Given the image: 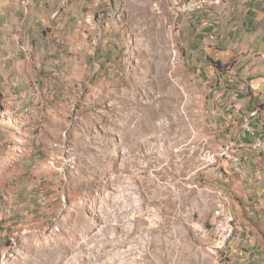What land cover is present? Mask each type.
Wrapping results in <instances>:
<instances>
[{"label": "rangeland", "instance_id": "1", "mask_svg": "<svg viewBox=\"0 0 264 264\" xmlns=\"http://www.w3.org/2000/svg\"><path fill=\"white\" fill-rule=\"evenodd\" d=\"M76 1L66 30L34 17L0 53V264H225L228 161L184 58L194 12Z\"/></svg>", "mask_w": 264, "mask_h": 264}, {"label": "crops", "instance_id": "2", "mask_svg": "<svg viewBox=\"0 0 264 264\" xmlns=\"http://www.w3.org/2000/svg\"><path fill=\"white\" fill-rule=\"evenodd\" d=\"M21 1L0 0L1 54L9 47L7 39L16 40L14 48L21 47L17 39L34 17L41 24L43 18L47 23L48 18L61 19L65 28L58 29L66 30L72 25L69 15L78 16L74 6L80 3L29 0L25 9ZM181 25L184 58L200 88H206L207 117L224 136V144L233 142L242 159L240 166L223 164L215 182L235 219L225 264H264V147H252L256 138H264V0H227L223 7L186 16ZM215 61L224 69L216 68ZM255 108L250 135L243 118Z\"/></svg>", "mask_w": 264, "mask_h": 264}, {"label": "built area", "instance_id": "3", "mask_svg": "<svg viewBox=\"0 0 264 264\" xmlns=\"http://www.w3.org/2000/svg\"><path fill=\"white\" fill-rule=\"evenodd\" d=\"M227 0H179L174 5L171 4V9L176 16L189 14L193 12H200L204 10H211L223 7ZM21 4L26 9L29 0H22ZM258 113V109L251 110L245 118H243V128L250 134L254 135V130L251 127L250 120ZM254 149H261L264 147V138H256L252 144ZM221 155L235 166L242 164L241 156L238 148L233 142H226L221 147ZM217 201L213 209V247L216 250H224L228 241L234 233V216L226 207V197L221 191H217Z\"/></svg>", "mask_w": 264, "mask_h": 264}, {"label": "trees", "instance_id": "4", "mask_svg": "<svg viewBox=\"0 0 264 264\" xmlns=\"http://www.w3.org/2000/svg\"><path fill=\"white\" fill-rule=\"evenodd\" d=\"M213 63V65L216 67V68H218V69H224V67L223 66H221L220 65V63L218 62V61H215V62H212Z\"/></svg>", "mask_w": 264, "mask_h": 264}]
</instances>
